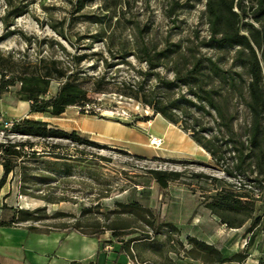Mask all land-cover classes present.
I'll list each match as a JSON object with an SVG mask.
<instances>
[{
	"label": "trees",
	"instance_id": "trees-1",
	"mask_svg": "<svg viewBox=\"0 0 264 264\" xmlns=\"http://www.w3.org/2000/svg\"><path fill=\"white\" fill-rule=\"evenodd\" d=\"M84 1L77 0L73 13L84 8ZM5 4L0 22L7 30L23 10L12 6L10 0ZM203 14L208 39L198 44L168 38L157 41L147 38L144 28L135 27L132 32L119 22L102 20L95 22L94 31L84 32L75 31L64 19L50 21L47 26L52 37L18 32L24 50H0V94L13 92L17 100L29 104L30 113L51 118L60 117L70 107L85 111L93 103L92 96L115 95L148 108L154 116L188 134L227 179L185 171L147 170L146 174L161 192L172 183L191 186L187 181L204 180L213 194L202 198L203 207L227 229H240L249 222L245 230L248 247L264 230V213L258 214L255 204L264 199V0H256L248 9L241 0H205ZM97 44L101 48L96 49ZM233 48L232 62L237 70L225 69L219 58L202 53V49ZM234 101L246 112L242 126L237 124ZM91 116L98 114L91 112ZM7 134L91 145L76 132L49 128L30 119L14 122ZM21 147L20 143L0 142V189L18 166ZM45 156L54 160L43 162L44 167L32 174V182L48 184L56 182L57 176L71 175L69 161L76 159L54 151ZM30 180L23 175L21 181L27 184ZM31 197L46 205L69 201L49 193ZM94 207L98 214V206ZM115 207L102 218L92 217L91 207L82 208L78 217L58 211L47 214L46 206L31 211L17 209L4 226L30 223L28 229L34 233H77L98 240L102 247L101 237L109 233L118 253L139 264H175L169 254L178 258L182 254L181 259L197 264L242 263L247 258L246 253L225 256L215 246L191 236L185 238L184 248L178 240L179 231L169 223H158L149 208L137 202L116 203ZM127 216L132 219L122 218ZM132 224L142 225L150 233L130 238L137 232Z\"/></svg>",
	"mask_w": 264,
	"mask_h": 264
},
{
	"label": "rangeland",
	"instance_id": "rangeland-1",
	"mask_svg": "<svg viewBox=\"0 0 264 264\" xmlns=\"http://www.w3.org/2000/svg\"><path fill=\"white\" fill-rule=\"evenodd\" d=\"M10 1L12 6L23 10V13L13 20L12 26L7 30L0 22V37L8 34L0 42V50L3 52L24 50L25 47L17 34L18 32L39 38L54 36L47 26L48 22L63 19L70 21L74 30L79 32H84L86 29L94 31L95 22L102 20L104 23L119 22L132 32L135 27L144 28L146 30L145 36L157 41L168 38L173 42L190 41L198 44L208 39V27L203 14L205 0H85L84 8L79 13H73L77 0ZM255 1L241 0V4L248 9L255 4ZM5 3L6 0H0V18L4 14ZM248 21L250 22L249 19ZM95 48L99 49L101 45L97 44ZM234 51L235 48L220 51L202 49V53L219 58L225 69L237 70L233 67L232 62ZM262 72H264V63H262ZM54 91L55 85L51 88V92ZM91 99L93 103L89 104L85 111L82 112L81 109L73 108L69 114L77 113L89 117L93 112L98 116L91 117L106 119L123 125L138 126L136 127L138 131L135 132L141 133L145 138L144 156H135L120 147L89 140L85 137L81 138L90 142L91 145L72 143L67 140L27 139L5 132L4 136L0 135V142L23 145L20 148L22 156L17 161L18 166L10 174L14 188L26 202L23 206L30 211L46 206L47 214L58 211L75 217L79 216L82 208L91 207L94 209L92 217L102 218L103 214L116 208V203L137 202L141 206L149 208L155 214L158 223L165 222L173 225L179 231L178 240L182 242L184 248H187L185 235L192 232L193 219L201 217L203 214L202 198L213 194L212 187L204 180H191L187 181V184H191V186L183 183H172L165 192H161L156 183L146 174V171H185L187 174L202 173L219 179L227 178L214 167L211 161L203 166L195 164L205 163L207 157H202L197 153L194 155L192 147L185 144V141L189 142L190 140L186 133L184 139L179 138L178 140L173 138L171 131L165 134L159 133L160 137L156 136L155 138L162 137V144L158 148L152 147L150 145L151 134L161 131L159 123H163V121L161 117L154 116L148 108L135 101L115 95L92 96ZM234 106L238 112L237 124L242 126L246 121V112L239 102L234 101ZM84 126L89 130L105 131L91 119H86ZM170 128L175 132L180 130L177 126ZM112 133L118 137H129V132L126 131L123 133L125 135L120 131H113ZM49 151L76 159L69 161L72 166L71 175L57 176L56 182L48 184L35 180L32 182V174L44 167L43 162L54 160L45 156ZM23 175L30 176L29 183H22ZM231 182L238 186L236 180ZM22 191L28 195L23 196ZM48 193L64 196L69 201L46 205L43 201L31 197L32 195L44 196ZM255 204L259 209L258 214L264 213V199ZM94 206H98V214H96ZM122 218L132 219L128 216ZM69 220L71 219L69 218ZM59 222L49 221L50 224H58ZM211 227L213 229L217 225L213 223ZM133 229H136L137 232L130 238L141 237L147 231L149 232V229L142 225H133ZM220 232L223 237L229 233L225 229L216 230V234H220ZM111 241L109 233L102 235L101 242L104 248L110 249L115 245ZM93 242L96 246L97 243L92 239L85 238L84 243H82V237H72L63 245L69 247L68 254H64L61 250L62 246L59 247L60 241L53 249L49 248L47 251H50V255L54 257V264H65L64 257L74 260L75 253L81 254L82 245L88 251ZM246 244L247 242L242 244V249ZM94 253L97 255L96 264H125L127 261L126 255L117 252L107 254L102 250L97 251L95 249ZM181 256L182 254H180ZM180 257L169 254V258L175 264H197ZM132 264L139 263L132 261Z\"/></svg>",
	"mask_w": 264,
	"mask_h": 264
},
{
	"label": "crops",
	"instance_id": "crops-1",
	"mask_svg": "<svg viewBox=\"0 0 264 264\" xmlns=\"http://www.w3.org/2000/svg\"><path fill=\"white\" fill-rule=\"evenodd\" d=\"M71 109H73V107L66 109V111L58 118H51L43 114H32L29 111V104L27 102L17 100L13 92L0 94V117H2L5 121L17 122L22 119H30L44 122L49 128H55L66 132H76L80 137L120 147L126 150L129 154L135 156H144L145 138L141 133L135 132L138 131V128H136L138 126L123 125L106 119L91 116L86 117L77 113L69 114ZM86 119L95 121V123L99 124V128L102 127L107 132L87 129L84 126ZM161 120L163 121V123H159L161 131L156 134H151L152 137H160V135H158L159 133L165 134L169 131L172 132L173 138L176 140L179 138L184 139L186 137L184 132H181L180 130H177L178 132L173 131L170 128L174 127L173 125L167 123L162 118ZM113 131H120L122 134L125 133V131L129 132V137L115 136L114 133H112ZM21 137L27 139L31 138ZM185 144L192 147L194 155L197 153L202 155V157H207L206 162L203 164H208L211 161L210 157L191 139L189 142L185 141ZM2 175L3 167L0 161V179ZM25 203V200H23L21 195L14 188L13 179L9 175L6 183L0 189V264H54V257L50 255V251H47L49 248L53 249V247L60 241L59 247L62 246L61 250H63L64 254H68L69 247L63 246L68 239L72 237H82V243H84L85 238H88L77 233L65 234L59 231L46 234L34 233L28 229L30 223H20L12 227L4 226V224L11 221L15 210H28L27 207L23 206ZM213 223H215L217 227L212 229L211 226ZM248 225L249 222H247L240 229H227L220 225L217 219L204 208L201 217H195L193 219L191 227L192 232L186 234L185 238L191 236L206 244L213 245L225 256H231L235 253L247 254L246 260L242 263L225 264H264V230H261L256 234L250 246H245L242 249V244L248 242L249 240V234H245V230ZM221 229H225L229 233H226L224 237L221 232L220 234H216V230L221 231ZM92 240L97 243L96 246H94L93 242L90 246V250L86 251L84 245H82L81 254L75 253L74 260L72 258L65 259L64 257L65 264H71L72 262L79 264L96 263L95 260L97 255L94 253L95 249H97V251L102 250L107 254L114 252L118 253V245L115 244L109 249L100 246L98 240ZM240 242H242L241 245ZM121 254L124 253L121 252ZM125 264H132V261H130L127 257Z\"/></svg>",
	"mask_w": 264,
	"mask_h": 264
},
{
	"label": "built area",
	"instance_id": "built-area-1",
	"mask_svg": "<svg viewBox=\"0 0 264 264\" xmlns=\"http://www.w3.org/2000/svg\"><path fill=\"white\" fill-rule=\"evenodd\" d=\"M13 124H14V121H5L3 120L2 117H0V135L4 136L5 132H8L12 128ZM161 144H162L161 138H155V137L150 138V145L152 147L158 148L161 146Z\"/></svg>",
	"mask_w": 264,
	"mask_h": 264
}]
</instances>
